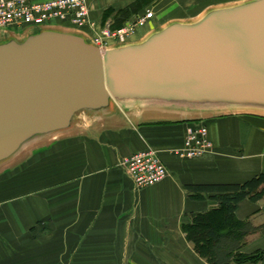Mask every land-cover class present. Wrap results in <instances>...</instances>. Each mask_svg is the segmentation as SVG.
Here are the masks:
<instances>
[{"label":"crops","instance_id":"obj_1","mask_svg":"<svg viewBox=\"0 0 264 264\" xmlns=\"http://www.w3.org/2000/svg\"><path fill=\"white\" fill-rule=\"evenodd\" d=\"M135 1L87 0L95 35L111 27L114 15L104 21L107 11ZM243 1L153 0L155 17L136 41L172 22L193 21L212 8ZM51 26L78 31L62 23ZM26 31L0 32V41ZM79 31L95 36L89 28ZM81 121L66 136L27 148L24 164L2 167L0 264H208L182 226L218 204L193 200L187 188L240 185L264 174V113L144 108ZM164 122L169 124H159ZM201 124L207 126L212 151L195 159L177 156L186 135ZM148 149L158 153L168 176L139 190L121 161ZM236 217L264 226V199L242 202ZM260 252L264 229L243 250Z\"/></svg>","mask_w":264,"mask_h":264},{"label":"water","instance_id":"obj_2","mask_svg":"<svg viewBox=\"0 0 264 264\" xmlns=\"http://www.w3.org/2000/svg\"><path fill=\"white\" fill-rule=\"evenodd\" d=\"M144 108L264 113V0L106 48L53 26L0 41V168L82 118Z\"/></svg>","mask_w":264,"mask_h":264},{"label":"built area","instance_id":"obj_3","mask_svg":"<svg viewBox=\"0 0 264 264\" xmlns=\"http://www.w3.org/2000/svg\"><path fill=\"white\" fill-rule=\"evenodd\" d=\"M154 17V12L148 11L128 21L119 30L106 28L90 38L101 48L134 42L139 32L149 26ZM55 23L66 24L78 30L97 28L96 23L91 20L87 0H51L44 3L0 0V32L26 31ZM212 149L207 126L201 124L186 135L183 148L176 155L184 159H195L210 153ZM121 165L139 190L152 187L168 176L165 164L152 149L124 158Z\"/></svg>","mask_w":264,"mask_h":264},{"label":"trees","instance_id":"obj_4","mask_svg":"<svg viewBox=\"0 0 264 264\" xmlns=\"http://www.w3.org/2000/svg\"><path fill=\"white\" fill-rule=\"evenodd\" d=\"M152 1L137 0L117 12L109 10L104 21L114 15L111 30H119L135 16L145 14L143 12ZM187 189L193 200L208 198L218 204L209 212L193 214L191 223L182 226L196 254L208 264H258L262 261L264 253L246 255L243 250L249 245V238L259 234L264 226L257 227L251 220L240 221L236 212L246 200L259 203L264 199V174L240 185L190 186Z\"/></svg>","mask_w":264,"mask_h":264},{"label":"rangeland","instance_id":"obj_5","mask_svg":"<svg viewBox=\"0 0 264 264\" xmlns=\"http://www.w3.org/2000/svg\"><path fill=\"white\" fill-rule=\"evenodd\" d=\"M242 1V0H241ZM153 2V1H152ZM152 4V3H151ZM150 4V5H151ZM148 11H152V12H154V9L152 8V7H147L146 9H145V11L143 12V13H146V12H148ZM141 14V13H140ZM154 14H155V12H154ZM141 15H143V14H141ZM138 16H140V15H138ZM135 17H137V16H135ZM134 17V18H135ZM134 18H132L131 20H133ZM131 20H129V21H131ZM114 22V21H113ZM113 22H111V26L114 24ZM55 24H57V23H55ZM101 28V27H100ZM90 29V28H89ZM97 29V28H96ZM96 29H94V30H92V29H90L93 33H94V35H95V30ZM103 29H105L104 27H102L100 30H99V32L101 31V30H103ZM40 29H38V30H35L34 32H38ZM98 34V33H97ZM96 34V35H97ZM139 34H140V32H139ZM95 35V36H96ZM139 36V35H138ZM137 36V37H138ZM114 115V114H113ZM113 115H110L111 117L110 118H112L113 117ZM79 122L82 124V121H81V119L79 120ZM61 136H66V134L64 135V134H62V135H59L58 136V138H61ZM50 140V141H49ZM47 141H49V142H51V139H48ZM37 146L35 145H33V147H31L30 148V150H33V149H35ZM30 153H23V155H20L18 158H16L13 162H11L10 164H7L6 166H8L9 168H13L14 166H17V165H19V164H21V163H23L24 164V161L27 159L26 157L29 155ZM31 163H33V160H29V163L28 164H31ZM4 168V167H3ZM2 169V167L0 168V172L2 171L1 170Z\"/></svg>","mask_w":264,"mask_h":264}]
</instances>
